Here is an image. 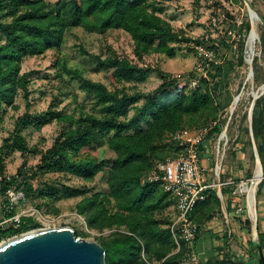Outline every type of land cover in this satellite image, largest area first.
I'll return each mask as SVG.
<instances>
[{"label": "trees", "instance_id": "1", "mask_svg": "<svg viewBox=\"0 0 264 264\" xmlns=\"http://www.w3.org/2000/svg\"><path fill=\"white\" fill-rule=\"evenodd\" d=\"M251 4L264 21V16L255 4ZM161 12L162 8L151 0H69L61 6L57 4L55 9L51 8L47 0H0V113L5 108H16V98L20 91L27 101V108L30 107V73L21 74L24 59L40 56L49 50H61L65 34L73 29L83 28L99 34L123 31L133 41L134 53L140 61L153 53L163 54L169 59L175 58L180 50L177 45L185 40L161 18ZM251 30L252 22L247 19L240 27L243 37L237 44L240 55L238 60L243 65L246 42ZM260 38L261 54L264 56V31ZM196 45H205L222 58L219 46L212 40L202 39ZM222 45L225 48L231 47L225 40ZM81 52L107 67L109 78L115 84L143 83L151 73H157L162 84L149 93L129 94L126 88L112 91L105 84L85 79L77 71L63 66L68 75L82 83V90L101 106L103 116L76 117L62 112L50 114L52 120L65 123L67 128L61 138L43 154L36 171L24 165L16 175L7 176L0 162V195L6 199L4 219L12 218L17 213L16 208L11 213L6 209L10 203L7 192L11 189L22 192L25 200L31 196L53 198L61 193L59 188L50 186L37 194L38 189L32 181L43 173L70 174L87 182L102 175L106 184L104 191L92 192L88 188L67 186L64 189L70 191L71 197H83L76 205V212L84 218L89 229L99 232L113 229L122 231L109 239L99 240V244L106 250V264H146L141 260L142 252L147 254L149 260L165 259V264H177L182 253L170 256L175 250L170 230L162 229L156 220V214L169 205L167 200L171 198L174 203L175 200L162 190L159 183L144 180L155 161L166 159L159 152V143L166 136L170 140L173 133L185 126L197 127L215 120V117L209 118L210 120L195 126L199 117L205 116L207 112L211 114L212 106L220 96L221 78L230 64H224L225 58H222L223 63L214 66L209 79L201 80L200 88L187 91L179 88L176 81L169 79L171 74L162 70L134 63L127 58L109 57L102 60L100 56L90 55L85 49H81ZM191 52L197 54L195 48ZM253 72L257 83V58L253 60ZM261 84H264V80ZM140 103L142 105L138 106ZM134 108L136 113L129 118L130 111ZM36 120H39L38 117ZM146 120H149L150 126L141 129L140 126ZM31 124L29 114L18 119L14 145L23 155L30 150L21 131ZM230 125L231 123L228 129ZM225 126L226 121L221 122L208 140L214 134L221 133ZM252 130L264 172V95L256 101ZM245 133L249 140L247 145H242L243 152L253 146L249 125L246 126ZM103 147H107L109 157L102 160L91 155L81 157L84 152L97 151ZM173 148L171 156L179 151L174 146ZM225 191L226 194H232ZM214 195L217 196V193L210 191L207 200L197 205L192 215L194 221L199 207L202 211L211 206ZM217 199L219 200L218 196ZM244 227L248 229L249 242L254 247L250 220L244 222ZM37 228L39 224L32 217L22 216L18 226L12 224L6 230L0 229V240ZM257 228V248L264 250V233L260 232L259 225ZM199 232L200 230L197 242ZM211 264L234 262L228 259Z\"/></svg>", "mask_w": 264, "mask_h": 264}, {"label": "rangeland", "instance_id": "2", "mask_svg": "<svg viewBox=\"0 0 264 264\" xmlns=\"http://www.w3.org/2000/svg\"><path fill=\"white\" fill-rule=\"evenodd\" d=\"M151 1L162 8V12L159 13L161 18L168 22L173 31L185 40L177 45L180 50L173 59H169L163 54L153 53L146 56L143 61H140L134 53L133 41L125 32L109 31L105 34H99L86 31L83 28L68 31L65 34L61 50H49L40 56L24 59L21 74L30 73V107L27 108V101L23 98L22 91H20L16 98V108H5V111L0 113V162L4 166V172L7 176H13L24 165L32 171L37 170L43 154L61 138V135L67 128L65 123L57 119L52 120L50 114L62 112L76 117L103 116L101 106L97 104L91 95L82 90V83L78 79L68 75L64 71L63 66L77 71L85 79L105 84L112 91L126 88L129 94L135 92L149 93L156 90L162 84L157 73H151L143 83L115 84L109 78L107 67L84 55L81 49H85L90 55L100 56L102 60L109 57L127 58L134 63L148 65L168 74H188L195 70L199 62L198 55L195 52H191V50L199 40H212L219 46L220 56L225 58L224 64L229 62L230 68L225 70L221 78L220 96L214 102L211 114L207 112L205 116L199 117L196 120L195 126L214 117L215 120H219L220 122L226 121V125L230 121L231 125L227 131L228 144L226 146L225 144L223 145V149L225 150L223 156L220 158L215 156L213 143L208 144L206 150L207 156L210 158L209 171L212 173L209 183L232 182V184L227 187H216L212 190L213 194L218 193L219 190L224 192L222 193L223 198L220 199L218 197V200L217 196L214 195L210 204L211 206L202 211L201 207H199L198 214L195 215V222L198 225L209 223L210 227L216 226L214 222L216 224L219 223L216 229L219 227L225 228L227 232L225 231L224 233L227 235L228 230H231L232 236L227 240L223 236H218L221 231L217 233L214 230L203 232L198 252L204 264H211L215 261L214 255L212 256L209 252L214 253V251L209 250L212 248L213 250L215 248L220 249L228 245L236 249L235 252L239 255L234 258L235 256H232L231 252H228L227 260H232L234 264H259L260 255L258 251H255L254 254L246 252L245 242L250 238L247 233L248 231H245L246 237L244 236L245 238L243 239L245 245L242 246L236 237L237 235L235 236L232 223L237 219H241L244 222L248 220V213L245 209L246 195L240 191L243 183L251 185L257 167L253 141L252 148L249 147L245 152L242 151V145H247L249 140V136L245 133V128L247 125L250 128L249 114L253 102V93H260V88L264 85L261 84L264 80V56L261 54L262 42L260 38V35L264 31V22H262L260 16V19H250L248 6L244 0ZM248 1L254 3L257 10L264 16V0ZM47 2H49L51 8L55 9L57 4L61 6L69 2V0H47ZM247 19L252 22V30L255 28L258 35L255 49V58L259 60V82L257 83L255 82L254 75L247 80L250 68L253 69V63H247L248 40L243 56L244 65L238 60L240 55L238 54L237 45L229 48H225L222 45V41H224L230 31L235 32L238 38L242 39L240 27ZM239 94H241L240 101L232 114L231 106L233 105L234 98ZM141 105L142 103L138 106ZM135 113L136 109H131L129 118ZM26 114H29L32 118V124L21 131L30 150L26 155H23L15 147L14 139L17 134L18 119ZM37 117L39 120L35 121ZM45 120H47V123H44ZM149 126L150 122L146 120L140 128L147 129ZM184 128L192 127L185 126ZM250 138L252 140L251 133ZM173 151L174 148L170 144L169 137L166 136L159 143V152L167 158L172 155ZM87 155H91L98 160L110 156L107 147L100 148L97 151L84 152L81 157L83 158ZM216 163H219L222 168L220 178L213 177L214 165ZM32 183L38 189L37 194L50 186L61 190V193L53 198L45 196L43 199H40L36 196H31L27 200L24 198L18 204L16 208L17 214L32 217L39 224V228L34 230L56 229L68 226L75 230L78 238L97 243H99L100 239H109L113 234L122 232L116 229L104 230L103 232L89 229L84 218L76 212V205L83 197H71L69 196L70 191L64 189L67 186L79 189L88 188L92 192L104 191L106 184L102 175H98L94 181L87 182L70 174L46 172L39 175ZM225 190L232 192V194H226ZM5 200L0 195V229L2 230H6L12 225L11 222L2 224L4 221ZM167 202L169 205L156 214V220L160 223L162 229H168L176 217L174 201L169 198ZM260 206H264V178L257 187L255 200L256 224L255 221H250L252 242H254L256 250H258V233L255 230V225L258 227L259 220H261L260 214L258 217V208ZM13 237L1 239L0 244ZM172 255L173 252H171L170 256ZM224 259L225 257L220 262H224ZM141 260L146 264H165V259L161 261L156 258L149 260L145 252H142ZM179 261L180 259L177 260V264H179ZM135 264L140 263L137 262Z\"/></svg>", "mask_w": 264, "mask_h": 264}, {"label": "built area", "instance_id": "3", "mask_svg": "<svg viewBox=\"0 0 264 264\" xmlns=\"http://www.w3.org/2000/svg\"><path fill=\"white\" fill-rule=\"evenodd\" d=\"M224 40L226 44L233 47L240 41L233 31L228 32ZM194 48L197 51L199 62L193 73L171 74L169 78L176 81L179 88H184L187 91H195L200 88L201 80L209 79V73L213 71L214 66L223 63V59L214 50L206 48L205 45H196ZM220 124L219 120H213L201 126L182 128L173 133L170 137V143L179 150L178 153L165 160L155 161L153 168L144 180L159 183L162 190L175 200L176 217L171 222L169 230L175 244L173 254L182 253L179 264H204L196 248L199 226L192 218L193 212L199 203L207 200L210 191L216 187H227L232 184V182L209 183V170L202 163V154L208 143H213L217 158L223 156L225 151L223 145L228 144L227 131L230 121L221 133L214 134L208 140L210 134ZM224 131H226V134H224ZM221 171V166L216 163L213 177L220 178ZM244 185L248 186L247 183H243L242 188ZM242 188L240 192L246 195L245 209L248 213V220L251 219L250 221L254 222L247 194L242 191ZM7 195L10 203L6 206V209L8 213H11L17 208L21 200H24V195L15 189L9 190ZM217 196L220 199L223 198L221 190H219ZM21 217L16 213L12 218L4 219L2 224L11 222L18 226Z\"/></svg>", "mask_w": 264, "mask_h": 264}, {"label": "water", "instance_id": "4", "mask_svg": "<svg viewBox=\"0 0 264 264\" xmlns=\"http://www.w3.org/2000/svg\"><path fill=\"white\" fill-rule=\"evenodd\" d=\"M244 1L248 6L250 19H260L252 4L248 0ZM262 22L264 21L262 20ZM253 75V69L250 68L247 80ZM263 94L264 85L260 88V93H253V102L249 114V129L262 180L264 178L263 167L254 142L252 119L256 101ZM240 98L241 94L236 96L233 104L238 103ZM231 113L233 114V111ZM224 134H226V131H224ZM255 230L258 233L256 225ZM258 253L260 255L259 264H264V253L261 247H258ZM0 264H106V250L97 242L78 238L72 227L33 230L10 238L0 244Z\"/></svg>", "mask_w": 264, "mask_h": 264}, {"label": "crops", "instance_id": "5", "mask_svg": "<svg viewBox=\"0 0 264 264\" xmlns=\"http://www.w3.org/2000/svg\"><path fill=\"white\" fill-rule=\"evenodd\" d=\"M209 162H210V158L207 156V150L205 148V150H204V152L202 154V163L208 168V170H209ZM211 178H212V173H210V171H209L208 179L210 180ZM259 214L261 215V220H259L260 232L264 233V206H260V208H258V217H259ZM218 224L219 223L216 224L214 222V225H216V226H212V227L209 226V223H203V224H199L198 225L199 226V230H200V232H199L200 237H199V240H198L197 245H196L197 251L199 249V243H200V239L202 237V233L203 232L214 230V232L217 233V232L221 231V233L218 235L219 237L223 236L227 240L229 238H231L232 231L228 230V235H227L226 233H224L225 231L227 232V230H225V228L219 227V228L216 229V227H218ZM232 228H233V231H235V236L237 235L236 237L239 239V241L242 244V246L245 245V243H246V252H250V253L254 254L256 249L253 246L250 245L249 240H246V242L243 243V239L246 237L245 231H248V229H246L244 227V221H242L241 219L235 220V222L232 223ZM228 229H229V226H228ZM236 231L238 232L237 234H236ZM248 236H249V233H248ZM227 240H226V242H227ZM235 250L236 249H234L233 247H229L227 245L226 247L224 246L223 248H220V249L215 248V250H213V248H212L209 251H214V253L213 252H209V253H211L212 256L214 255V261L215 262L216 261L220 262L223 259V257H225L224 261H227L228 252H231L232 256H235L234 258H236L239 254L237 252H235ZM222 251H223V253H222ZM219 255H221V256H219Z\"/></svg>", "mask_w": 264, "mask_h": 264}, {"label": "bare ground", "instance_id": "6", "mask_svg": "<svg viewBox=\"0 0 264 264\" xmlns=\"http://www.w3.org/2000/svg\"><path fill=\"white\" fill-rule=\"evenodd\" d=\"M257 41H258V35H257V32H256L255 28H253V31H252L249 39H248V52H247L248 64H252L253 63L252 59L254 60V58H255V53H256L255 49H256ZM238 103L233 104L231 106V111H233V112L235 111ZM260 175H261L260 169H259V167L257 165L254 177H253V179L251 181V185H248V186L244 185L243 188H242V191L247 194L248 203H249V207H250V212H251V215L253 216V219H254L255 222H256V216H257L256 215V209H255V200H256V194H257V187H258V184L260 183V181L262 180V177Z\"/></svg>", "mask_w": 264, "mask_h": 264}]
</instances>
